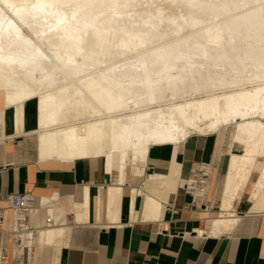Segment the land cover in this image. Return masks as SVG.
<instances>
[{"label":"bare ground","instance_id":"obj_1","mask_svg":"<svg viewBox=\"0 0 264 264\" xmlns=\"http://www.w3.org/2000/svg\"><path fill=\"white\" fill-rule=\"evenodd\" d=\"M0 103L42 161L103 156L119 179L151 145L223 129L229 168L207 233H230L252 179L250 212L264 211V0H0Z\"/></svg>","mask_w":264,"mask_h":264},{"label":"crops","instance_id":"obj_2","mask_svg":"<svg viewBox=\"0 0 264 264\" xmlns=\"http://www.w3.org/2000/svg\"><path fill=\"white\" fill-rule=\"evenodd\" d=\"M1 114L0 206L5 219L0 250L7 249L9 264H264V211L250 212L248 200L254 179L234 201L240 221L233 231L207 233L221 209L229 168L232 141L223 129L192 134L178 144L151 145L145 162L129 164L119 179L107 170L103 156L42 161L36 135H17L9 115ZM35 128V108L28 104L24 129ZM197 166L208 176L193 195L184 184L203 180L194 176ZM152 176L173 184L155 190L146 185ZM25 190L39 202L31 222L43 226L52 214L54 226L40 229L18 260L7 199Z\"/></svg>","mask_w":264,"mask_h":264},{"label":"built area","instance_id":"obj_3","mask_svg":"<svg viewBox=\"0 0 264 264\" xmlns=\"http://www.w3.org/2000/svg\"><path fill=\"white\" fill-rule=\"evenodd\" d=\"M200 176L203 180H197L198 182L186 183V190L190 194H195L197 188L203 185L206 181L208 173L203 166H197L194 170V176ZM38 200L35 195L30 191L14 192L10 194L7 199V207L14 213V228L12 234V250L16 254L18 260L21 259L25 250L30 248V244L33 242L37 235V232L43 228H49L54 226V219L47 214L44 220L43 226L33 224L31 222V213L38 207ZM5 219V211L0 206V232H4L3 224ZM0 264H9L8 251L5 248L0 250Z\"/></svg>","mask_w":264,"mask_h":264}]
</instances>
